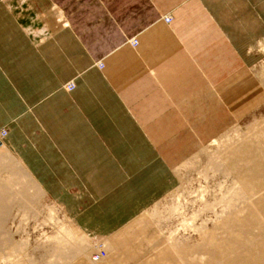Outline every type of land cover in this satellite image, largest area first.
<instances>
[{"label": "crops", "instance_id": "obj_1", "mask_svg": "<svg viewBox=\"0 0 264 264\" xmlns=\"http://www.w3.org/2000/svg\"><path fill=\"white\" fill-rule=\"evenodd\" d=\"M263 59L264 0H0V139L108 235L170 192L218 101L261 92Z\"/></svg>", "mask_w": 264, "mask_h": 264}, {"label": "bare ground", "instance_id": "obj_2", "mask_svg": "<svg viewBox=\"0 0 264 264\" xmlns=\"http://www.w3.org/2000/svg\"><path fill=\"white\" fill-rule=\"evenodd\" d=\"M247 107L249 108L248 105L247 106L245 105L244 95L242 93H236L234 94V97L232 96V98H226L223 101L222 100L218 101V103L215 106L217 112L211 114L208 113L202 116V118L200 119L199 121L200 130L198 131L199 133L198 135H201V132L203 131L205 132L209 131V134H206L205 138L209 139L211 136H213L212 144L215 143L218 138L225 135L224 134L225 131L231 130L232 121L229 118L228 111L232 108L233 111L243 112L247 110ZM260 124L261 122L258 125H256L257 127L253 128V130L249 133L242 134L237 132L236 133L237 135L235 137L230 138L228 136L227 143L224 144L221 147V149L217 148L218 150H220V153H218V155L216 154L217 156L215 159L212 158L213 160L211 161L210 164L211 166L209 165L211 167L210 169L214 170V173L216 172L219 173L222 176V178L225 179V181L228 180L229 183L231 184L227 190L220 191L221 192L220 196H217V198L214 200V202L212 201V203L211 202L209 203L207 200L205 201V199L207 198H205L206 196L203 191L202 193L200 192L201 194H199L198 196V198L200 199L199 202H202L200 203L202 204V208L200 207L201 208V211L199 213L200 216L202 215L201 213H209L212 214V217L215 218L212 228L209 230L207 225L205 226L201 224L202 226L205 227L203 228L199 227L197 228L198 230H196V228L191 226L196 230V231H192V233L196 232V234L199 235L198 237L199 242L194 243V245H188L185 243L182 244L181 242L179 243L176 240H173L172 237L170 238V235H169L170 239L166 235L169 241H167L168 240L167 238L164 239L166 240V242H168L167 244L168 246L167 247L164 246L166 247V252H167V253L165 252L164 255L162 254L164 258L169 257V254L171 253L173 254L172 257H174L175 260L177 261L179 260L180 264H264V122H262V125ZM210 132H212V135L210 134ZM17 170L20 169L16 167L15 164L12 161H10L5 156L4 152L0 149V264H37L40 261L39 260L37 262V258L40 255L38 256L36 251L29 253V250L28 253L27 252L23 253L25 247L28 246L27 245L28 243H25L24 246L23 241L21 242L15 241L13 235L7 229L9 217L12 212V209L14 208V205L21 206L24 204L28 205V203L33 204V202H35V196H28L27 185L24 182H22V178L28 179V177L25 176L22 172H17ZM207 171L208 170L206 168L205 172ZM203 175L204 177L205 175L207 177L208 174H203ZM29 181L32 183L31 180ZM34 184L36 185V183L33 182V185ZM36 186L40 188L38 185ZM39 192L41 191L39 190ZM180 209L181 208H179L178 211ZM174 213H176V211ZM182 213L183 212H181V214ZM184 219H186V217ZM59 229L57 230L58 233H60V231L62 233L63 232L65 233L64 229H63L64 231L63 230L59 231ZM120 229L122 230V227ZM130 229L131 228L129 227V230ZM144 230L145 229H143V231ZM124 231L122 230V232L120 233L122 234L124 233ZM132 232L133 231H131L130 233L129 231L131 235H133ZM113 234H111L109 237H112ZM121 234H119L118 236H122ZM116 235L117 234H115L113 237H115ZM127 235L129 234L127 233ZM55 237L56 236H54V238ZM57 238H59V236L56 237L55 241L57 240ZM70 238L68 240H66L65 238H64L65 240L64 239L61 240V238H59L61 241L60 240L59 242L56 241L58 243L57 245H55V248L50 247V246L53 247V244L51 243V245L48 246L50 249L46 248L47 250L43 252L44 255L40 256L39 258L41 259V257H45L48 259L46 261H49L50 259L48 257L50 256L51 258V255H53V253L50 255L51 253L50 250L54 249L53 251H55L54 252L55 255L53 256L63 258V260H65V257L67 256L66 251L68 252V250L69 251L71 250V255L74 258L77 257L82 259L88 248V246L85 244L86 240L84 239L76 240V238H71V239ZM117 238L118 237H116V239ZM45 240H47V238ZM111 245L108 244V246H106L105 249L111 251ZM38 247L44 249L45 246L43 247L41 245ZM26 249H28V247H26ZM37 251H41V250H37ZM53 256L51 258L52 262L57 259L55 258L54 260ZM72 256H70L71 259ZM70 257H68V260ZM45 258H44V262H45ZM104 261L106 262V260ZM60 262L57 263L60 264ZM66 262L68 261H65V264ZM86 262L88 261L86 260ZM47 263L45 262V264ZM81 264H85V263L82 262Z\"/></svg>", "mask_w": 264, "mask_h": 264}, {"label": "rangeland", "instance_id": "obj_3", "mask_svg": "<svg viewBox=\"0 0 264 264\" xmlns=\"http://www.w3.org/2000/svg\"><path fill=\"white\" fill-rule=\"evenodd\" d=\"M262 61H263L262 65L257 68V74L260 79V82L258 83L260 89L256 90V91H259V92L261 91V92L258 94L257 92L255 94L250 93V95H248L246 102H248L249 108L245 112L234 111L232 115H230L231 120H232L231 130L225 131L224 132L225 135L218 138L217 141L213 143L215 145L212 144L213 136H211L209 139L205 138V135L209 134V131L201 132V135H198L199 142L196 144V146H193L191 148L189 147L188 149L185 148V151L188 154L185 155L184 159L183 160L180 159V161H174L170 163V168L174 175L173 188L170 190V192L164 196H161L147 210L139 212L137 215L131 214L128 218L122 219L123 225H121L120 227H116L113 230V232H109L108 235H103L101 233L98 235L89 234L83 231L82 229H80L77 225H75V223L67 216L66 212L60 207V205L52 202L49 196L45 194L41 188H38L36 186L38 184L33 185V182L34 183L36 182L30 175V173L27 171L24 165L8 151V149L5 147V145L1 142V139H0V149L4 152L5 156L10 161H12L16 167L20 169V170H17V172H22L25 176L28 177V179L22 178V182H24L27 185L28 196H35V202H33V204L28 203V205L24 204L21 206L14 205V208L12 209V212L9 217L8 225H7V229L8 231L11 232L15 241L17 242L23 241L24 243L23 242L22 243L24 244V246H25V243H28L27 244L28 246H26L28 247V249H26V247L25 249L23 248L24 249L23 253H26V252L28 253V250H29V253L36 251L38 256L39 255L43 256L44 255L43 252H45V250L49 248L48 246H50L51 243L53 244V247L52 246L50 247L55 248V245H57V243L60 240L59 238H61V240L64 238L68 240L71 237V238H76V240H82V239L86 240L85 244L88 246V248L82 259L77 258V257L74 258L71 255V250L70 251L68 250L69 253L66 251L67 256L65 257V260H63V258L53 256L55 255L54 253L55 251H53L54 250L53 249V250H50L51 252L50 255L53 253V255H51V258L53 256L54 260L55 258H57L56 259L57 261L55 260L52 262L51 261L52 259L50 258V256L48 257L50 259L49 261H46L48 259L45 257H41L40 259L39 258L40 256L39 257L37 256L38 257L37 262L40 260L39 261L40 264H45V262L46 263L49 262L47 264H52L54 262H56L54 264H59L57 262H60V261L61 262L64 261L62 263L60 262V264H65V261H68L66 262V264L67 263L68 264H81L82 262L85 264H88V262L89 264L91 263L92 264H150V263L151 264H180L179 260L178 261L175 260L174 257H172L173 254L171 253L169 254V257H165V258L163 257V255L166 252V247L168 246L167 245L168 242H166V240L164 239L167 238V236L169 238V235H170V238L172 237L173 240H176L179 243L181 242L182 244L185 243L188 245H194V243L199 242V238H198L199 235H197L196 232L192 233V231H196L198 230L197 228L199 227L203 228L206 225L209 228V230L212 228L215 218L212 217V214H209V213H201L202 215L200 216L199 213L202 208V204L200 203L202 202H199L200 199L198 198V196L203 191L206 196L205 198H207L205 199V201L207 200L209 203L210 202L212 203V201L214 202L217 196H220V193H221L220 191L227 190L231 184L229 183L228 180L225 181V179L222 178V176L219 173L217 172L214 173V170L210 169L211 161L216 158L218 153H220V150L218 149H221V147L227 143L228 136L230 138L235 137L237 135L236 134L237 132L242 133V134L249 133L253 130V128L257 127L256 125H258L260 122H261L260 125H262V122H264L263 121L264 120V89H263L264 88V59ZM256 85L257 84H255V86ZM234 125H235V128H234ZM210 134L212 135V132H210ZM211 152L215 154H212ZM175 158L177 159L178 157H175ZM207 165L208 166L210 165L209 168ZM205 167L207 168L209 172L208 171L205 172L206 171ZM203 174H208V175L207 177L206 175L204 177ZM29 180H31L32 183ZM39 190L41 192H39ZM178 206L179 208H181L179 211H178L179 209ZM174 210L176 211V213H174L175 212ZM181 212L183 213L181 214ZM198 215L200 218L198 217ZM185 217L186 219H184ZM180 223H182L183 226ZM131 224H132V227H131ZM201 224L205 226H202ZM191 226L196 228V230ZM121 227L123 231L125 230L124 233L122 234L120 233L122 232V230L120 229ZM129 227L132 230L131 229L129 230ZM184 228H186L187 230ZM58 229L59 231L64 229L65 233L64 232L62 233L60 231V233L62 234L61 235L60 233H58L57 231ZM95 229L99 230L101 228H95ZM143 229L145 230L143 231ZM126 231L129 235H127ZM129 231L130 233L131 231H133L134 232V233L132 232L133 235H131ZM118 233L121 234L122 236H118L119 235ZM111 234H113L112 237H109ZM115 234L117 235L113 237ZM171 234L172 235L175 234V235L172 236ZM66 235L68 236L70 235V236L68 237ZM54 236L56 237L59 236V238H57L56 240L58 242L55 241L56 237L54 238ZM63 236H66V237H63ZM116 237H118L119 239L117 238L118 239L117 240ZM46 238L47 240H45ZM169 239L167 241H169ZM42 242L44 243L46 242L45 243L46 245ZM154 243H156L157 246ZM40 244L43 247L45 246L44 249L43 248L41 249V247H38V246H41ZM108 244L109 245L112 244L111 251H108L107 249H105L106 246H108ZM158 247H161V248H158ZM36 249L41 250V251H37ZM99 254L102 257L99 259V261H94V257ZM70 256H72V259ZM68 257H70L69 260H68ZM44 258H45V262H44ZM86 260L88 262H86ZM104 260H106V262Z\"/></svg>", "mask_w": 264, "mask_h": 264}, {"label": "built area", "instance_id": "obj_4", "mask_svg": "<svg viewBox=\"0 0 264 264\" xmlns=\"http://www.w3.org/2000/svg\"><path fill=\"white\" fill-rule=\"evenodd\" d=\"M173 20V18L171 17V16H169L168 18H166L165 19V22H167V23H170L171 21ZM131 45L133 46V47H137V45H138V42L136 41V40H133L132 42H131ZM74 89V84H69L68 86H67V90L70 92V91H72ZM1 135L2 136H6L7 135V131H3L2 133H1ZM102 256L99 254V255H96L95 257H94V261H99V259L101 258Z\"/></svg>", "mask_w": 264, "mask_h": 264}]
</instances>
